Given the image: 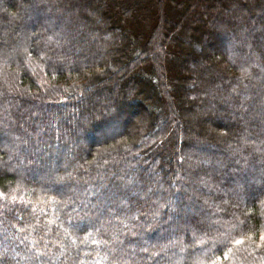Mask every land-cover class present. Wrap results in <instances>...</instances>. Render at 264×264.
<instances>
[{"label":"trees","instance_id":"obj_1","mask_svg":"<svg viewBox=\"0 0 264 264\" xmlns=\"http://www.w3.org/2000/svg\"><path fill=\"white\" fill-rule=\"evenodd\" d=\"M0 264H264V0H0Z\"/></svg>","mask_w":264,"mask_h":264},{"label":"rangeland","instance_id":"obj_2","mask_svg":"<svg viewBox=\"0 0 264 264\" xmlns=\"http://www.w3.org/2000/svg\"><path fill=\"white\" fill-rule=\"evenodd\" d=\"M117 1H120V0H117ZM259 2H261V1H259ZM117 3H119V2H117ZM82 9V8H81ZM181 10L180 9H177L176 10V12H180ZM171 26L170 25V20L168 19L167 20V26ZM193 44V46L194 47H196L197 49H199V47L201 46V44L199 43V42H193L192 43ZM219 47H221V46H219ZM221 49H222V47H221ZM219 50H220V48H219ZM218 50V51H219ZM204 51H206L207 53H208V55H209V59H208V62L210 61H212V62H214V63H217V64H223V59H222V57L219 55L220 54V52H218V51H213L212 49H210V48H204ZM223 51V50H222ZM105 79V76L102 78V80H104ZM106 80V79H105ZM195 85L197 86V84L195 83ZM193 105L194 104V101H190L189 102V106L190 105ZM65 110H67V109H65ZM196 112V111H195ZM128 117V118H127ZM126 118L127 119H129L130 121L127 123V125H128V131L129 132H133V133H135L136 132V130H135V128L137 127L138 128V126H139V122H137V117L136 116H132V115H128L127 114V116H126ZM220 127H222V128H226V129H230V127H229V125H223V126H220ZM121 129V128H120ZM120 129H115V128H111V133H118V132H116V131H119ZM109 130H105L104 132H103V134H109ZM96 140L98 141H101L102 140V135H100V134H98L97 135V137H96ZM103 143H101L100 145H97L96 146V148H97V154H99L103 149H104V147H103Z\"/></svg>","mask_w":264,"mask_h":264}]
</instances>
